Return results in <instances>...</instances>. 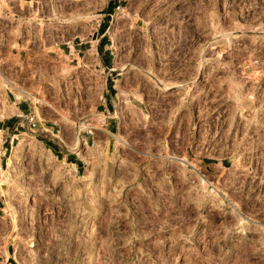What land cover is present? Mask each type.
Wrapping results in <instances>:
<instances>
[{"label":"rangeland","instance_id":"1","mask_svg":"<svg viewBox=\"0 0 264 264\" xmlns=\"http://www.w3.org/2000/svg\"><path fill=\"white\" fill-rule=\"evenodd\" d=\"M0 3V264H264V0Z\"/></svg>","mask_w":264,"mask_h":264},{"label":"crops","instance_id":"2","mask_svg":"<svg viewBox=\"0 0 264 264\" xmlns=\"http://www.w3.org/2000/svg\"><path fill=\"white\" fill-rule=\"evenodd\" d=\"M30 2V1H29ZM1 5V3H0ZM3 10L4 5L2 4V6H0V10ZM29 9V7L27 8ZM21 17V15H19V13H16L14 20H16V18ZM25 16V15H24ZM25 39H23V37L20 40V44L21 46H24V42ZM13 56L15 59L20 58V56L22 55L20 50H16L15 52H12ZM9 57H12L11 55H9ZM2 59H7V56H3ZM16 105V104H15ZM16 108L18 109L17 111H13L11 113H9L7 116H0V142H1V147H0V167L3 169L4 164L6 163V153L8 150V146L6 145L5 147L3 146L4 142L6 144H8V141H10L11 139V143L14 142L15 139L19 138V136L22 134V132H24V130H22V128H26L23 118L20 117L21 114H23V109L20 108L19 105H16ZM18 112H20L21 114H19ZM35 136H45L43 134H36ZM49 139H44L41 138L39 140V142L44 146L45 149H48L56 158H63L65 159V161H68V156L71 153V151L65 152L63 154L62 149L60 148V144L55 141L54 139H51L50 141H48ZM87 141V140H86ZM74 163L75 165H77L76 162H71Z\"/></svg>","mask_w":264,"mask_h":264},{"label":"built area","instance_id":"3","mask_svg":"<svg viewBox=\"0 0 264 264\" xmlns=\"http://www.w3.org/2000/svg\"><path fill=\"white\" fill-rule=\"evenodd\" d=\"M113 4H115V1H113ZM120 8L121 5L120 3H118L112 7V11L118 10ZM112 11H107L105 13V22L111 23V21L113 20L114 14L112 13ZM102 35H104V33ZM20 117L23 118L24 124L27 129L34 131L35 134H41L43 130L39 126L40 120L34 107H30V109L25 114H23V116ZM87 133H92V129H88Z\"/></svg>","mask_w":264,"mask_h":264},{"label":"bare ground","instance_id":"4","mask_svg":"<svg viewBox=\"0 0 264 264\" xmlns=\"http://www.w3.org/2000/svg\"><path fill=\"white\" fill-rule=\"evenodd\" d=\"M31 3V2H30ZM90 19V18H89ZM71 21V20H70ZM75 22V21H74ZM61 23V22H60ZM68 23H69V21H68ZM71 23V22H70ZM75 23H77V22H75ZM0 77H2V79L7 83V85L8 86H6V87H9L10 85H11V87H13V88H16V89H18L21 93H23L24 95H25V97H31V98H34L30 93H28V92H26V91H24V90H22V89H20V88H18L17 86H14V85H12L11 84V82H9L6 78H4L1 74H0ZM15 94V93H14ZM15 97H16V99L18 100V99H21L20 98V96L19 95H17V94H15ZM41 102L43 101V100H40ZM44 102V101H43ZM42 102V103H43ZM49 106H51L54 110H58V109H56V107H54L52 104H50V103H48V102H46ZM15 104H17L16 102H15ZM14 104V106L13 107H11L10 109H12V110H14V111H17L18 109L16 108V105ZM37 104V103H36ZM39 105V104H38ZM37 106V105H36ZM19 114H21L20 112H18ZM88 125H90V124H87V125H84L83 124V126H81V127H89ZM94 128V127H93ZM95 128H98V127H95ZM98 129H101L102 130V128H98ZM92 133H94L93 132V130H92ZM55 134V133H54ZM56 135V137H58V138H60V139H62V136H61V134H55ZM115 138H116V141L118 142V143H121V144H124V143H126L121 137H119L118 135H115ZM33 140V141H32ZM31 140V142L32 143H34L35 142V140L34 139H32ZM26 141H28L27 139H25V140H23L22 141V143H20L21 145L23 144V145H25V142ZM30 142V143H31ZM37 142V141H36ZM35 142V143H36ZM81 142V140L79 139V141H77V145L75 146V148H74V150H77L78 152H77V154H79V152H81V150L79 151L78 149H80V148H78V145H79V143ZM27 144V143H26ZM20 145V147H18V150L19 151H22V146ZM96 145V144H95ZM97 145H99L98 144V142H97ZM32 146H34V145H32ZM95 147H97V146H95ZM94 148V147H93ZM99 148V147H98ZM52 155V154H51ZM104 155H105V153H104ZM83 157V156H82ZM50 158H51V156H50ZM86 159V158H85ZM85 159H83V160H85ZM86 161V160H85ZM74 168H76V166H75V164L73 165V169ZM205 183H207V182H205ZM28 200V199H27ZM24 205H26V204H24Z\"/></svg>","mask_w":264,"mask_h":264},{"label":"flooded vegetation","instance_id":"5","mask_svg":"<svg viewBox=\"0 0 264 264\" xmlns=\"http://www.w3.org/2000/svg\"><path fill=\"white\" fill-rule=\"evenodd\" d=\"M258 238H259V237H255V236H254V237H249L248 240H250V239H254V240L256 239V240H258ZM246 244L250 245L249 242H247Z\"/></svg>","mask_w":264,"mask_h":264}]
</instances>
